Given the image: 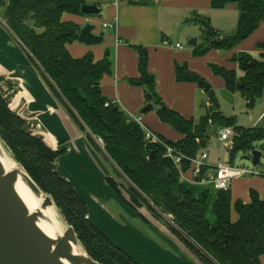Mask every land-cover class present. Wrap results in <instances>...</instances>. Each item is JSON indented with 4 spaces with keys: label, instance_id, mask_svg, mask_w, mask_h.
<instances>
[{
    "label": "trees",
    "instance_id": "1",
    "mask_svg": "<svg viewBox=\"0 0 264 264\" xmlns=\"http://www.w3.org/2000/svg\"><path fill=\"white\" fill-rule=\"evenodd\" d=\"M86 0H0V11L9 32L24 48L39 70L53 95L60 100L70 117L87 138H101L104 154L114 167L116 177L109 174L105 183L115 195L143 220L141 211L164 222L170 233L200 264H261L264 255V200L249 191L247 204L231 201L230 190L219 191L213 205L216 219L211 227L207 218L208 191L199 198L180 183L181 173L190 169V160L206 148L209 125L231 127L235 136L229 149V164L235 155L255 150L264 141L263 128H243L233 118L224 117L212 87L186 64H176L175 80L195 84L207 98L206 114L198 121L186 120L168 109L156 93L154 76L148 73V54L141 46H132L137 53L139 78L129 80L131 86L144 89L147 101L156 108V116L182 138L176 142L161 136L160 140L180 152L184 159L179 168L167 157L162 145L146 143L141 127L129 121L119 106L101 94L100 84L112 70L108 56L95 61L91 53L73 58L67 46L77 41L80 28L63 20L64 15H81ZM234 4L238 11L235 33L226 36L211 27L208 18L193 14L191 22L199 27L203 44L193 55L208 51H230L246 40L264 22V0H211L213 10ZM34 16L33 19L30 17ZM259 59L240 52L231 58L237 70L210 64L214 76L224 82L225 90L238 93L247 109L253 108L264 93V43H258ZM1 81V77H0ZM1 94V91H0ZM107 104V106H105ZM24 122L14 116L0 95V138L15 160L31 179L61 210L87 254L99 264H139L115 247L101 232L85 220L83 201L73 188L53 172L52 162L60 152L26 134ZM206 168L202 169L204 175ZM129 183L125 187L119 178ZM237 220L231 222V210ZM171 216L166 221L164 216Z\"/></svg>",
    "mask_w": 264,
    "mask_h": 264
},
{
    "label": "crops",
    "instance_id": "2",
    "mask_svg": "<svg viewBox=\"0 0 264 264\" xmlns=\"http://www.w3.org/2000/svg\"><path fill=\"white\" fill-rule=\"evenodd\" d=\"M135 2L137 1H123L118 7H114L111 0H93L86 4L95 5L99 9V14L64 15V21L75 23L80 30L88 24L91 25V21L98 16L100 20L103 19V24L116 23L114 28H103L102 24L103 29L100 32L95 33L93 30L95 36L103 38V41L95 47L83 48L77 45L76 41L67 46V50L73 58H81L91 53L95 61L102 60L108 54L113 65L111 73L101 80V94L111 103L119 106L128 119H139V125L144 129L176 142L182 136L159 121L156 108L147 101L144 89L128 83L129 80L139 78L137 53L132 46H141L147 51L148 73L154 76L156 93L165 107L184 119L196 123L206 114L207 98L195 84L176 82L175 65L186 64L191 72L201 76L212 87L215 94L218 91H225L224 82L213 75L208 65L214 64L236 71L237 65L231 62L233 56L240 52L259 55L257 44L264 43V22L260 23L251 36L232 50H211L203 56L195 57L193 52L203 44V40L199 27L191 22L193 14L208 18L214 30L226 35L236 29L238 11L234 4H228L221 10H213L210 7L211 0H153V5L149 7L136 6ZM191 39H195V46H188ZM0 69L7 75L5 77L22 83L23 94L26 102H29L30 112L37 114L40 122L51 132L53 131L60 139L64 150L69 149V154L75 159L77 168L82 170L87 183V192L83 194L91 210L95 213L99 209L106 212L108 215L103 214V216L107 222L117 223L118 227L129 231L135 238L136 246L140 247V250L138 248L135 250L139 255V261L135 259L137 262L142 261L141 264H146L148 259L152 262L159 258L165 264H200L175 239L168 228H166L169 232L167 234L165 228L156 225L159 220L142 214L146 221L145 227L135 225L136 221L129 216V214L133 216L135 212L129 211L125 204L126 209H123L115 194L105 183V176L109 173L113 174L102 159L101 155L108 160L104 152L97 146L93 137L92 141L87 138L85 132L80 130L70 117L63 103L53 95L39 70L9 32L3 20L0 21ZM148 104H151L153 109L140 114L141 109ZM208 159L215 161L210 156H207ZM179 183L195 198L208 191L206 218L210 226L215 227L213 205L219 191L210 183L195 182L190 171L180 176ZM253 190L264 200L261 188ZM249 191L248 200L242 201L244 204L249 202ZM231 201L232 203L236 201L232 195ZM232 210L230 220L235 222L237 215L235 212L233 215ZM162 224L164 225L163 221ZM147 234L153 235L155 239H151ZM121 250L126 253L132 251L126 246ZM260 263L264 264V255L260 257Z\"/></svg>",
    "mask_w": 264,
    "mask_h": 264
},
{
    "label": "rangeland",
    "instance_id": "3",
    "mask_svg": "<svg viewBox=\"0 0 264 264\" xmlns=\"http://www.w3.org/2000/svg\"><path fill=\"white\" fill-rule=\"evenodd\" d=\"M92 1L93 0H86V3H91ZM101 17H103V15H101ZM96 19L94 18L91 21V25L94 27L95 33L100 32L101 29H103V19L100 20L99 16ZM2 20L3 14L2 11H0V21ZM234 33L235 30L230 31L226 33V36H232L234 35ZM77 45H80L83 48L95 47V45L85 46L79 43H77ZM250 55L254 59H259L258 53H251ZM236 72L237 74H239L237 69ZM5 76H7L5 75V72L0 69V95L2 100L5 102L9 111L14 116H16L17 119L22 120L24 122V128L22 130L26 134L31 135L36 140L43 142L52 151L60 152V155L55 158L51 164L53 167V172L56 173L62 180L67 182L73 188L76 195L83 201L86 210V215L84 217L85 220L89 222L92 226H94L99 232H101L115 247L121 250L122 247L126 246L128 249L132 250L130 251L131 253L128 252L130 255L124 250L121 251L130 256L134 261H139V255H137L138 252L135 250H137V248L140 250V247L136 246L137 244L135 243V238L131 236L129 231L127 232L125 229L122 230L120 227H118L119 225L117 223L107 222L105 220V216H103V214L106 216L108 215L106 212L100 211L99 209L95 213L91 210L92 208L87 204L86 198L83 194V192H87V183L85 181L82 170L77 168L75 164V159H73L72 155L69 154V149L64 150V146H62L60 139L55 136L53 131L51 132L42 122H40L37 114L30 112L28 108L29 102H26L25 95L23 94L22 83L16 80H12L11 78ZM215 96L218 101L221 114L226 118H233L236 126L255 128L264 127V95L256 101L253 108L251 109H247L243 98L238 93L233 94L225 90L221 92H216ZM218 132L219 127L217 125L208 126L207 135L209 137V140L206 148L202 150V152H204L207 156H210L211 159L215 160L214 162H212L210 161V159H208L205 162L206 165L212 167H215L219 163L229 164L230 161L229 146L231 147L233 139L231 140V143H222L218 140ZM254 148L255 150H258L261 153L259 163L256 166L252 164L251 151L247 153L239 152L235 155V158L233 160V165L235 167L248 168L249 170H252L255 173L254 175H246L241 178H238L237 180L232 181L230 191L234 200H239L241 202L243 200H248L249 189L253 190L261 188V192L264 194V141L254 145ZM200 155L201 153L198 156L200 157ZM109 174H107V176ZM115 197L121 207L123 209H126L124 203L116 195ZM128 210L132 213L134 212L129 207ZM55 211L59 223H67L64 215L61 213V210L57 206ZM210 211L211 209L209 208V212ZM140 213V215L144 214L148 217L155 219L151 216L150 213L146 211H141ZM232 214L234 215V210H232ZM129 216L136 221L137 224L134 222L136 226L142 228L145 227V219L142 220L140 216L136 213H133V216L129 214ZM168 217V215L164 216L167 221H170L171 219H169ZM157 220H159V222L155 221L157 222L156 225L167 230V227H165L166 225H163L160 219ZM168 233L169 232L167 230V234ZM147 236L151 237V239H155L153 235L147 234ZM152 257L154 259V256ZM149 260L150 259H148V261L146 260V264H165L164 262L162 263L159 258L155 259L152 262L151 260ZM141 262L137 263L141 264Z\"/></svg>",
    "mask_w": 264,
    "mask_h": 264
},
{
    "label": "water",
    "instance_id": "4",
    "mask_svg": "<svg viewBox=\"0 0 264 264\" xmlns=\"http://www.w3.org/2000/svg\"><path fill=\"white\" fill-rule=\"evenodd\" d=\"M134 5L149 7L153 5V0H139ZM80 13L83 16H94L99 14V9L95 5L85 4ZM30 18L33 19L34 16ZM93 30L94 27L90 24L84 26L77 42L86 46L101 43L103 38L95 36ZM195 42V39H191L188 46H195ZM147 99H150L149 95ZM152 109V105L148 104L141 109L140 114ZM101 156L109 171L116 177L114 167ZM260 156L258 150L252 151L254 166L259 163ZM119 181L125 187L129 186L125 178L121 177ZM19 182L38 203L37 210H30L21 199L17 191ZM55 209L51 197L31 179L0 138V264H99L84 250L70 225L65 222L59 227L44 215L48 210L56 214ZM43 223L50 234L41 228ZM194 259L197 260L195 257Z\"/></svg>",
    "mask_w": 264,
    "mask_h": 264
},
{
    "label": "built area",
    "instance_id": "5",
    "mask_svg": "<svg viewBox=\"0 0 264 264\" xmlns=\"http://www.w3.org/2000/svg\"><path fill=\"white\" fill-rule=\"evenodd\" d=\"M123 1H129V0H111L112 5L114 7H118V5ZM132 1H139V0H132ZM116 26V23H106L103 24V28H114ZM176 47H179V45H176ZM107 106V104L105 105ZM129 121L135 122L139 125V119H129ZM140 126V125H139ZM141 127V126H140ZM144 133V140L146 143H156L159 145H162L165 148V157L169 158L176 167L179 168L180 162L182 159H184V156L171 148L168 145H165L160 138L155 135L154 133L144 129L141 127ZM235 136L233 129L229 127L221 128L218 132V140L222 143H231V140ZM95 143L97 146L104 151V143L101 138L93 137ZM231 147L229 146V149ZM207 160V155L202 152L200 157L197 156L196 158L190 160V169L192 178L195 182L198 183H210L214 186V188L218 191H228L230 190L232 181L241 178L246 175H254L255 173L252 170H249L248 168H240L235 167L234 165L230 164H223L219 163L215 167L208 166L205 164ZM206 168V171L204 175H202V169ZM183 175V173L180 174V176ZM171 219V216L168 217Z\"/></svg>",
    "mask_w": 264,
    "mask_h": 264
},
{
    "label": "bare ground",
    "instance_id": "6",
    "mask_svg": "<svg viewBox=\"0 0 264 264\" xmlns=\"http://www.w3.org/2000/svg\"><path fill=\"white\" fill-rule=\"evenodd\" d=\"M17 191L21 199L25 202V204L29 207L30 210L34 211L39 208L38 203L35 201L31 193L26 189V187L21 182H19L17 185ZM44 215L48 217L49 219H51L53 222H55L57 226L60 227V223L54 212L48 210L44 212ZM41 228L44 229L45 232L49 233L44 223L41 225Z\"/></svg>",
    "mask_w": 264,
    "mask_h": 264
}]
</instances>
